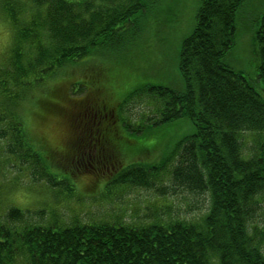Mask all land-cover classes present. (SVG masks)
<instances>
[{
  "label": "trees",
  "instance_id": "trees-1",
  "mask_svg": "<svg viewBox=\"0 0 264 264\" xmlns=\"http://www.w3.org/2000/svg\"><path fill=\"white\" fill-rule=\"evenodd\" d=\"M33 1L34 27L14 31L10 53L0 66V123L4 125L0 138L5 139V153L28 166L35 181L45 180L59 189L72 178L59 180L48 168L26 134L20 111L27 104L39 118L68 122L71 108L85 110L90 105L89 116L76 121L74 140L101 154L112 136L109 117L113 115L103 95L117 94V86L96 84L106 76L92 67V73L82 78L86 94L77 101L74 93L84 86L81 79L66 77L71 74L67 66L84 57L96 61L90 56L102 48L120 50L141 39L147 26L153 23L155 28L160 20L162 0H127V7L118 0ZM198 2L195 25L178 52L184 88L149 85L143 91L153 101L152 117L142 120L146 126L188 119L193 132L178 140L154 167L136 162L121 173L120 165L110 169L120 182L149 189L158 171L172 163L170 188L205 197L206 210L191 217L173 216L167 210L139 224L78 219L60 223L44 219V210L11 207L0 214V264H264V14L253 32L256 77L261 82L257 84L223 61L234 45L235 16L245 0ZM123 127L131 132L143 129L130 121H123ZM248 133L254 138L246 150L243 138ZM114 134L123 139L121 132ZM135 144L138 155H131L136 158L157 145ZM105 156L103 163L112 158ZM167 190L161 185L155 191L163 197Z\"/></svg>",
  "mask_w": 264,
  "mask_h": 264
},
{
  "label": "rangeland",
  "instance_id": "rangeland-1",
  "mask_svg": "<svg viewBox=\"0 0 264 264\" xmlns=\"http://www.w3.org/2000/svg\"><path fill=\"white\" fill-rule=\"evenodd\" d=\"M118 1H122L125 7L129 5L127 0ZM198 5V0H162L160 20L155 28L153 23L147 26L141 39L120 50L102 48L96 56H90L93 57L91 60L96 61L84 57L77 61V65L67 66L71 74H66V77L72 75L74 80L81 79L84 87L82 78L92 73V67L105 72L102 74L106 76L105 81L103 77L96 84L109 88L113 82L117 86V94L108 91L107 95H103L113 115L109 117L112 121V136L107 137V143L103 141L104 150L101 154L97 150L84 148V143L78 146L74 140L76 121L83 118V115L89 116L90 105H85V110L82 107L71 108L68 122L55 117L39 118L28 109L27 104L24 105L23 113L20 112L27 136L37 145L48 168L58 175L57 179L69 176L72 180L59 187L60 190L58 187H50L45 180L35 181L28 166L20 165L15 157L5 153V139L0 138V214L14 207L21 210H44V219H55L60 223L78 219L84 222L121 221L139 224L167 210L178 217H191L206 210L208 202L205 197L191 196L183 190L170 188L172 163L158 171L152 179L154 186L149 189L120 182L116 171L110 169L112 165L117 168L120 165L121 173L136 162L154 167L165 159L178 140L193 132L194 126L188 119H179L163 126H146L142 120L152 117L153 101L143 91L149 85L176 90L184 88V81L178 71V52L182 39L195 25ZM262 14L264 0H245L235 16L234 45L223 57V61L233 70L241 72L250 82L257 84L261 82L256 77L258 57L253 32ZM36 18L37 9L33 0H0V66L10 53L14 31L20 26L30 27L31 24L34 27L32 23ZM151 18L152 15H149L148 22ZM29 45L26 44L25 49ZM33 53L34 49L27 55ZM84 87L74 93L76 95L73 99L79 101L84 98L87 91ZM132 93L142 95L130 100L129 95ZM261 95L264 98V91H261ZM123 121H130L132 125L143 129L131 132L123 127ZM3 126L0 123V128ZM68 131L74 135L69 136ZM114 131L121 132L123 139H117ZM253 138L251 133L244 135L246 150L251 146ZM135 141L145 146L157 145L136 158L131 155H138L139 145ZM73 142L78 146L77 152ZM89 143L90 146L92 142ZM71 149L74 151L68 155L67 151ZM104 155L105 158H112L108 161L105 159L107 162L103 163L101 159ZM91 167L98 170L94 171ZM161 185L168 187L169 192L163 197L155 191Z\"/></svg>",
  "mask_w": 264,
  "mask_h": 264
}]
</instances>
